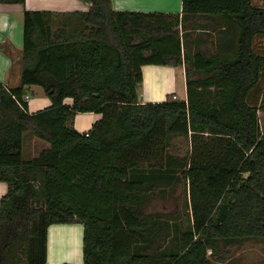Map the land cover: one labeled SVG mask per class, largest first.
<instances>
[{
    "label": "trees",
    "instance_id": "16d2710c",
    "mask_svg": "<svg viewBox=\"0 0 264 264\" xmlns=\"http://www.w3.org/2000/svg\"><path fill=\"white\" fill-rule=\"evenodd\" d=\"M80 1L87 10H24L20 84L0 82V264H46L53 223L83 225V264H218L264 245V6ZM216 30L223 40L201 49ZM194 31L207 34L188 39ZM146 64L183 65L186 99L140 102ZM26 85L50 105L29 113ZM84 112L101 116L81 132L73 118ZM26 132L48 143L28 159ZM179 186L181 213L157 207Z\"/></svg>",
    "mask_w": 264,
    "mask_h": 264
},
{
    "label": "crops",
    "instance_id": "0c3cea01",
    "mask_svg": "<svg viewBox=\"0 0 264 264\" xmlns=\"http://www.w3.org/2000/svg\"><path fill=\"white\" fill-rule=\"evenodd\" d=\"M253 1L264 6V0ZM111 5L114 10L181 13V0H111ZM25 9L55 12L85 11L88 9V4L80 0H25L24 4L0 3V82L9 87H16L20 84V66L17 60L23 46L22 16ZM181 66L184 71V66ZM142 74L143 79L139 87L140 102H161L173 94L176 95V66L146 64L142 66ZM27 91H35L37 96L29 100L30 96ZM25 95L28 96L29 113L43 109L51 103L43 89L38 85H26ZM69 101L70 99H66V102ZM100 116L96 112L78 113L74 118L73 126L78 131H86ZM258 116L260 127L264 130V111L260 110ZM25 135L24 140L28 138V135L27 137ZM31 135L33 145L38 143H43V147L48 145L33 134ZM30 150V154L28 151L27 154L32 157L34 150L33 148ZM6 190L7 184L0 181V199ZM73 226L76 228H70ZM69 230H73L71 232L80 239L81 257L83 225L81 223H53L47 228L46 264H63L65 262L74 264L70 259H60L62 251L66 255L70 253L67 246L62 248L65 233Z\"/></svg>",
    "mask_w": 264,
    "mask_h": 264
},
{
    "label": "rangeland",
    "instance_id": "374dc122",
    "mask_svg": "<svg viewBox=\"0 0 264 264\" xmlns=\"http://www.w3.org/2000/svg\"><path fill=\"white\" fill-rule=\"evenodd\" d=\"M195 34H201L205 36L204 32L194 31L192 32V35L188 38L191 39V37ZM208 40L203 42L200 45L201 49L212 51L214 48H216V44L213 43L216 40V43L223 40V37L225 36L224 33L221 31H215L214 33H209ZM229 35V34H228ZM226 35V36H228ZM220 37V39H219ZM218 38V39H217ZM176 95L178 100H185L186 99V86H185V74L183 71V68L181 65L176 66ZM29 94V100H32L35 98L36 92H28ZM171 98V97H170ZM75 118V117H74ZM73 118V121H74ZM26 137L28 135V138L23 141L22 145V156L24 159H28L27 151L30 154L31 150L33 148L34 150V156H36L41 148L44 146L43 143H38L36 145H33L32 141V133L26 132ZM25 137V138H26ZM40 142V141H38ZM26 143V145H25ZM174 143L176 145V153L178 155H184L188 151V143L185 139L179 137L174 140ZM30 151V152H29ZM157 207L164 208L163 210L166 212H176L181 213L184 208V196H183V190L179 186L176 191L168 194L164 198H156L155 200ZM175 210V211H174ZM70 228H76V227H70ZM69 230L65 233L64 240L62 241V248L64 246H67L70 250L69 254H64L63 251L60 253L61 257L60 259H70L74 264H83V258H82V251H81V257H80V239L79 237H76L75 234H73ZM60 243V241H59ZM231 254L221 263L218 264H264V245L263 244H247L244 246H241L240 248H232Z\"/></svg>",
    "mask_w": 264,
    "mask_h": 264
},
{
    "label": "built area",
    "instance_id": "2783aa9c",
    "mask_svg": "<svg viewBox=\"0 0 264 264\" xmlns=\"http://www.w3.org/2000/svg\"><path fill=\"white\" fill-rule=\"evenodd\" d=\"M23 98H24V100H27L28 96H27V95H24ZM171 99H172V100H176V99H177L176 95L173 94V95L171 96Z\"/></svg>",
    "mask_w": 264,
    "mask_h": 264
},
{
    "label": "bare ground",
    "instance_id": "6f19581e",
    "mask_svg": "<svg viewBox=\"0 0 264 264\" xmlns=\"http://www.w3.org/2000/svg\"><path fill=\"white\" fill-rule=\"evenodd\" d=\"M75 232V231H74Z\"/></svg>",
    "mask_w": 264,
    "mask_h": 264
}]
</instances>
